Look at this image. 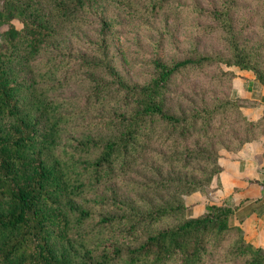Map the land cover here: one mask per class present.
I'll return each instance as SVG.
<instances>
[{
  "label": "trees",
  "instance_id": "16d2710c",
  "mask_svg": "<svg viewBox=\"0 0 264 264\" xmlns=\"http://www.w3.org/2000/svg\"><path fill=\"white\" fill-rule=\"evenodd\" d=\"M173 9L192 40L131 82L115 29ZM1 27L0 264H264L238 205L185 213L264 135L228 94L233 69L264 85V0H0Z\"/></svg>",
  "mask_w": 264,
  "mask_h": 264
},
{
  "label": "crops",
  "instance_id": "0c3cea01",
  "mask_svg": "<svg viewBox=\"0 0 264 264\" xmlns=\"http://www.w3.org/2000/svg\"><path fill=\"white\" fill-rule=\"evenodd\" d=\"M233 73L231 92L243 101L255 99V104L251 106L254 112H248L250 117L242 113L256 119L264 104V85L257 84L249 72L233 69ZM248 107L244 105L242 111ZM217 163L221 172L208 187L188 196L190 205L195 209H201L206 204L238 205L229 218V225L238 226L247 243L263 248L264 135L245 143L235 154L222 157Z\"/></svg>",
  "mask_w": 264,
  "mask_h": 264
},
{
  "label": "rangeland",
  "instance_id": "374dc122",
  "mask_svg": "<svg viewBox=\"0 0 264 264\" xmlns=\"http://www.w3.org/2000/svg\"><path fill=\"white\" fill-rule=\"evenodd\" d=\"M180 2L188 3V0H180ZM192 22L193 19L190 15H185L183 12L176 13L173 9L166 13L165 16L157 17L150 25V29L134 27L127 23L120 25L115 29L111 43L114 44L117 61L119 62L118 66L122 74L131 82L139 83L148 76L146 72H143L141 62L149 56L155 54L161 60H172L175 57L174 49L181 50L192 40ZM14 25L17 28L19 27L15 22ZM3 29L4 27H1L0 31ZM228 94L230 98H238L231 92V83ZM245 101H243L245 102L243 104L250 107L244 108L242 112L250 117L248 112H254L251 106L256 101L253 98ZM206 198L208 197L206 196ZM185 205V213L188 218L195 217L203 211V208L195 209V207L191 206L188 197H185ZM93 216L95 217V215Z\"/></svg>",
  "mask_w": 264,
  "mask_h": 264
}]
</instances>
